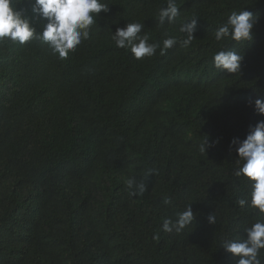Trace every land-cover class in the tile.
Here are the masks:
<instances>
[{"label": "trees", "instance_id": "obj_1", "mask_svg": "<svg viewBox=\"0 0 264 264\" xmlns=\"http://www.w3.org/2000/svg\"><path fill=\"white\" fill-rule=\"evenodd\" d=\"M100 2L109 10L66 58L36 38L0 39V264H237L222 243L264 216L238 204L251 182L234 175L230 148L264 120L249 103L264 100V0H175L180 15L163 25L168 0ZM17 8L39 34L47 21ZM243 9L257 16L252 38L216 41ZM134 22L149 43H178L137 60L112 38ZM221 50L243 56L240 73L214 66ZM130 177L142 196L129 195ZM190 203L193 225L163 231Z\"/></svg>", "mask_w": 264, "mask_h": 264}, {"label": "clouds", "instance_id": "obj_2", "mask_svg": "<svg viewBox=\"0 0 264 264\" xmlns=\"http://www.w3.org/2000/svg\"><path fill=\"white\" fill-rule=\"evenodd\" d=\"M23 2L31 4V12L47 21L39 34L26 12L17 8V4ZM108 10L109 5L100 0H0V39L8 38L23 44L36 38L46 43L63 59L82 40L89 38L90 26L94 24L95 16ZM179 15L180 10L175 0H168L167 6L159 11V23L161 25L165 22L175 23ZM256 22L257 16L250 11L244 9L239 12L233 11L226 23L215 30V40L221 41L224 38L235 41L250 40ZM144 27V24L134 22L127 23L124 28H116L112 37L116 47L130 50L134 58L139 60L146 56H153L157 48H160V53L163 54L178 43L177 39L172 37L164 39L162 47L157 43H149V37L141 35ZM196 27V17L180 25L179 31L186 36L181 41L184 47L191 44ZM242 59L243 56L235 51L221 50L214 55L213 63L217 69L234 74L240 73ZM249 103L254 106L258 114L264 115V100L256 98ZM214 143L207 137L201 151L205 153L206 148L212 147ZM232 147L235 148L239 158V166L234 170V175L243 176L251 182L250 198L239 199L238 204L242 207L250 205L264 214V120L258 121L243 140L233 138L230 141V148ZM154 173L153 169L148 172V175H154ZM127 188L129 195L136 197L146 192L147 185L145 182L138 183L134 177H130L127 180ZM165 203H171V200L166 198ZM196 215L190 203L182 212L176 214L175 219H164L163 231L179 234L187 226L193 225ZM207 221L209 224H215L216 217L209 214ZM244 232L246 238L224 241L221 247L239 257L237 264H262L259 254L260 250L264 249V216L245 228Z\"/></svg>", "mask_w": 264, "mask_h": 264}]
</instances>
